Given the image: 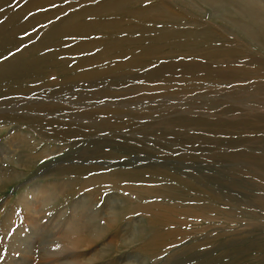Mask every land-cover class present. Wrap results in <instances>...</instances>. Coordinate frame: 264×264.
I'll use <instances>...</instances> for the list:
<instances>
[{"label":"rangeland","instance_id":"rangeland-1","mask_svg":"<svg viewBox=\"0 0 264 264\" xmlns=\"http://www.w3.org/2000/svg\"><path fill=\"white\" fill-rule=\"evenodd\" d=\"M1 1L0 30L7 35L0 32V56L21 45L0 57V66L23 49L25 62L50 57L35 72L22 69L24 59L14 67L11 81L22 76L20 84L0 81V107L19 102L27 111L0 114V180L10 181L0 185V264H40L42 241L59 245L68 237L80 238L75 257L66 258L70 264H264V48L238 29L249 23L239 3L146 0L139 5L152 9L145 16H88L74 21L80 27L70 32L72 22L65 28L63 21L101 0ZM255 2L264 9V0ZM44 40L42 51L29 49ZM76 47L87 50L76 54ZM88 58L95 61L82 62ZM25 100L60 103L55 116L62 117L46 116L60 122H32L29 113L36 110ZM84 212L101 232L79 235ZM30 216L39 226L34 231ZM68 225L78 230L69 233Z\"/></svg>","mask_w":264,"mask_h":264},{"label":"bare ground","instance_id":"bare-ground-1","mask_svg":"<svg viewBox=\"0 0 264 264\" xmlns=\"http://www.w3.org/2000/svg\"><path fill=\"white\" fill-rule=\"evenodd\" d=\"M34 1V0H33ZM41 1V0H40ZM47 1H49V0H47ZM56 1V0H55ZM59 1V0H58ZM70 1H73V0H70ZM81 1V0H80ZM89 1H94V0H89ZM146 0H101V2H98V4L97 5H93L92 7H89V6H87V7H83L79 12H77V13H75V14H73V15H71L70 17H68V19H65L64 21H63V24L62 25H64L65 26V28H66V26L68 25V24H70V22H72V24H73V22L74 21H76V20H78V19H84V17H88V16H93V17H97V18H99V17H105V19H107L106 17H110V16H116V17H120V16H123V15H125V14H127V12H128V14L130 13V14H132V15H136V16H140V17H142V16H145L146 14H147V12H148V14H149V11L150 10H152L151 8L150 9H148L147 7H141V8H139V5L140 4H142V3H144ZM166 1V0H165ZM191 1V0H190ZM199 1H203V2H205V3H207L208 4V6L209 5H212V6H216V5H219V4H221L222 2L224 3V1L223 0H199ZM237 1V4L239 3V5H240V7H241V9H243V11H244V13H245V16H247V18H248V20H249V23L248 24H246V25H241V24H239L237 27H238V29L240 30V31H242L243 33H245L246 35H248L249 37H251V38H253L254 40H256V41H259L260 42V40L262 41V47L264 48V9H262L261 8V6L259 5V4H257L255 1L256 0H236ZM2 2H4V0L3 1H1V5H2ZM26 2V1H25ZM39 2V1H38ZM44 2H46V1H44ZM54 2V1H53ZM85 3H86V1H84ZM197 2V1H196ZM234 2V1H233ZM4 3H6V2H4ZM7 3H9V2H7ZM30 3V2H29ZM42 3V2H41ZM67 3V2H66ZM72 3V2H71ZM76 3V2H75ZM80 2H78V4H79ZM225 3H227V1L225 2ZM224 3V4H225ZM231 3V2H230ZM229 3V4H230ZM50 4V3H49ZM65 4V3H64ZM77 4V5H78ZM82 4V3H81ZM229 4H227V5H229ZM232 4V3H231ZM33 5H35V4H33ZM57 5V4H56ZM71 5V4H70ZM91 5V4H90ZM154 5V4H153ZM155 5H157V4H155ZM4 6H5V4H4ZM32 6V5H31ZM44 6H45V4H44ZM73 6H75V5H73ZM82 5H80V7H81ZM138 6V7H137ZM161 6V5H160ZM230 6V5H229ZM234 6H235V4H234ZM7 7H9V6H7ZM32 7H34V6H32ZM36 7V6H35ZM132 7H134V9L132 10L131 8ZM201 7V6H200ZM220 7V6H219ZM226 7V6H225ZM231 7V6H230ZM1 8V7H0ZM30 8V7H29ZM29 8H25V9H28L29 11H30V9ZM37 8H39V6L37 7ZM78 8V7H77ZM162 8V7H161ZM214 8V7H213ZM221 8V7H220ZM228 8V7H227ZM226 8V9H227ZM36 9V8H35ZM40 9V8H39ZM71 9V8H70ZM211 9V8H210ZM215 9V8H214ZM225 9V8H224ZM4 10V9H3ZM20 10V9H19ZM73 10V9H72ZM76 10V9H75ZM161 10H163V9H161ZM231 10V9H230ZM239 10H240V8H239ZM6 11V10H5ZM22 11V10H21ZM23 11H25V10H23ZM33 11V10H32ZM50 11V10H49ZM156 11V10H155ZM158 11H160V10H158ZM166 11H167V9H166ZM238 11V10H237ZM76 12V11H75ZM216 12V11H215ZM219 12V11H218ZM8 13V12H7ZM12 13V12H11ZM39 13V12H38ZM159 13V12H158ZM231 13V12H230ZM240 13V12H239ZM18 14V13H17ZM37 14V13H36ZM41 13H39V15H40ZM62 14V13H61ZM60 14V15H61ZM72 14V13H71ZM162 14V13H161ZM168 14V13H167ZM235 14V13H234ZM241 14V13H240ZM65 15V14H64ZM158 15H160V14H158ZM1 16V15H0ZM4 16V15H3ZM29 16H31V15H29ZM28 16V17H29ZM33 16V15H32ZM38 16V15H37ZM164 16V15H163ZM172 16V15H171ZM17 17H18V15H17ZM25 17V16H24ZM191 17V16H190ZM205 17V16H204ZM15 18V17H14ZM31 18V17H30ZM33 18V17H32ZM31 18V19H32ZM63 18H64V16H63ZM22 19H25V18H22ZM30 19V20H31ZM96 19V18H95ZM146 19V18H145ZM152 19H153V17H152ZM156 20H158L157 19V17L155 18ZM162 19V18H161ZM166 19V18H165ZM168 19V18H167ZM173 19H177V18H174L173 17ZM180 19V18H179ZM8 20V19H7ZM16 21H17V19H15ZM19 20V19H18ZM21 20V19H20ZM49 20V19H48ZM101 20V19H100ZM163 20V19H162ZM162 20H158V21H162ZM171 20V19H170ZM22 21V20H21ZM25 21V20H24ZM29 21V20H28ZM41 21V20H40ZM147 21V20H146ZM145 21V22H146ZM166 21V20H165ZM176 21V20H175ZM187 21V20H186ZM202 21H204V20H202ZM8 22V21H7ZM23 22V21H22ZM21 22V23H22ZM30 22V21H29ZM29 22H27V23H29ZM33 22V20H31V23ZM153 22V21H152ZM155 22V21H154ZM172 22V21H171ZM177 22H178V19H177ZM183 22V21H182ZM195 22H196V20H195ZM6 23V22H5ZM4 23V24H5ZM17 23H19V22H17ZM34 23V22H33ZM37 23V22H36ZM36 23H34V25L36 26L37 24ZM104 23V22H103ZM161 23V22H160ZM191 23V22H190ZM198 23V22H197ZM204 23V22H203ZM1 24H2V22H1ZM23 24H24V22H23ZM55 24V23H54ZM51 25V26H53L52 28H54V26L55 25ZM100 25H101V23H99ZM104 24H106V23H104ZM104 24H102V25H104ZM108 24V23H107ZM106 24V25H107ZM138 24H141L140 22H138ZM146 24V23H145ZM174 24V23H173ZM177 24V23H176ZM180 24V23H179ZM6 25V24H5ZM8 26H9V24H7ZM6 25V26H7ZM15 24H13L12 26H14ZM25 25V24H24ZM27 25V24H26ZM29 25V24H28ZM33 24H31V26H32ZM71 25V24H70ZM69 25V26H70ZM101 25V26H102ZM127 25V24H126ZM155 25V24H154ZM170 25V24H169ZM198 25V24H197ZM196 25V26H197ZM201 25V24H200ZM2 26V25H1ZM6 26H4V27H6ZM7 26V27H8ZM16 26V25H15ZM14 26V27H15ZM30 26V25H29ZM28 26V27H29ZM30 26V27H31ZM49 26V25H48ZM63 26V27H64ZM82 26V25H81ZM124 26V25H123ZM129 26V25H128ZM135 26V25H134ZM167 26V25H166ZM173 26V25H172ZM181 26V25H180ZM184 26V25H183ZM205 26H207L208 27V25H205ZM3 27V28H4ZM25 27V26H24ZM27 27V28H28ZM63 27L61 26V28H62V31H64L63 30ZM73 27H76V28H79L80 26H75L74 24L73 25H71L70 27H69V29L67 28V30L68 31H70V32H72V30H73ZM97 27V26H96ZM114 27V26H113ZM118 27V26H117ZM148 27V26H147ZM154 27V26H153ZM160 27V26H159ZM10 28V27H9ZM19 28V27H18ZM85 28V27H84ZM121 28V27H120ZM124 29H126L125 27H123ZM140 28V27H139ZM158 28V27H157ZM181 28V27H180ZM179 28V30H181ZM184 28H185V26H184ZM195 28V27H194ZM2 29V28H1ZM10 29H13V27L12 28H10ZM16 30H17V26H16V28H15ZM23 29V28H22ZM48 29V28H47ZM86 29V28H85ZM97 29H100V28H96V31H97ZM135 29H137V28H135ZM141 29V28H140ZM172 29V28H171ZM176 29V28H175ZM15 30V31H16ZM19 30V29H18ZM24 30H26V29H24ZM23 30V31H24ZM78 30V29H77ZM89 30V29H88ZM95 30V29H94ZM107 30V29H106ZM134 30V29H133ZM143 30V29H142ZM141 30V31H142ZM157 30V29H156ZM163 30V29H162ZM165 30V29H164ZM194 30V29H193ZM215 30V29H214ZM217 30V29H216ZM4 32H5V29L3 30ZM3 31H1L0 30V32H2V35H4V33H3ZM22 31V30H21ZM47 31V30H46ZM48 31H51V30H48ZM52 31H54V30H52ZM62 31H60V32H62ZM79 31V30H78ZM96 31H93V32H95L96 33ZM114 31V30H113ZM119 31H121V29L119 30ZM137 31H139V29H137ZM153 31V30H152ZM160 31V30H159ZM174 31V30H173ZM178 31V30H177ZM19 32V31H18ZM17 32V33H18ZM37 32V31H36ZM66 32V31H65ZM98 32V31H97ZM116 32V31H115ZM118 32V31H117ZM131 32V31H130ZM163 32V31H162ZM193 32H195V31H193ZM216 32V31H215ZM6 33V35H7V32H5ZM20 33V32H19ZM21 33H23V32H21ZM119 33V32H118ZM141 33V32H140ZM140 33H138V34H140ZM161 33V32H160ZM164 33H166V32H164ZM172 33V32H171ZM171 33H170V35H171ZM202 33V32H201ZM37 34V33H36ZM35 34V35H36ZM61 34V33H60ZM65 34V33H64ZM63 34V35H64ZM91 34H94V33H90V34H88V35H91ZM106 34V33H105ZM122 34H124V33H122ZM121 34V35H122ZM126 34V33H125ZM150 34H151V32H150ZM220 34H222V33H220ZM6 35H4L5 37H6ZM29 35V34H28ZM45 35V34H44ZM47 35H49V32L47 33ZM52 35H53V33H52ZM100 35V34H99ZM104 35V34H103ZM108 35V34H107ZM118 35H120V34H118ZM141 35V34H140ZM156 35V34H155ZM167 35V34H166ZM179 35V34H178ZM184 35V34H183ZM196 35V34H195ZM57 36V35H56ZM65 36V35H64ZM127 36V35H126ZM142 36H143V34H142ZM149 36V35H148ZM161 36V35H160ZM180 36V35H179ZM187 36V35H186ZM210 36H211V34H210ZM210 36H208V37H210ZM19 37V36H18ZM34 37V36H33ZM107 37V36H106ZM129 37V36H128ZM147 36L145 35V38H146ZM172 37H175V36H173V34H172ZM176 37H177V35H176ZM175 37V38H176ZM187 37H189V36H187ZM191 37V39H193L192 38V36H190ZM197 37V36H196ZM218 37V36H217ZM0 38H1V35H0ZM2 38H3V36H2ZM13 39H14V37H12ZM20 38V37H19ZM35 38V37H34ZM53 38V37H52ZM56 38V37H55ZM54 38V39H55ZM96 38V37H95ZM118 38H119V36H118ZM123 38V37H122ZM150 38V37H149ZM151 38H152V34H151ZM199 39H200V37H198ZM219 39L221 38V37H218ZM225 39H226V36L224 37ZM29 39V38H28ZM91 39V38H90ZM105 39V38H104ZM106 39H108V38H106ZM178 39V38H177ZM2 40V39H1ZM9 40V39H8ZM10 40H12V39H10ZM19 40V39H18ZM17 40V41H18ZM23 40V39H22ZM27 40V39H26ZM30 40H31V38H30ZM47 40V39H46ZM53 40V39H52ZM52 40H51V42H52ZM69 40V39H68ZM68 40H66V41H68ZM85 40V39H84ZM87 40V39H86ZM103 40V39H102ZM101 40V41H102ZM112 40H113V38H112ZM169 40H170V37H169ZM3 41H4V39H3ZM2 41V42H3ZM13 41V40H12ZM16 41V42H17ZM21 40H19V42H20ZM109 41V40H108ZM147 41V40H146ZM168 41V40H167ZM223 41V40H222ZM1 42V41H0ZM27 41H25V43H26ZM54 43H56L55 42V40L53 41ZM71 42V41H70ZM86 42V41H85ZM104 42V41H103ZM129 42V41H128ZM138 42V41H137ZM149 42V41H148ZM161 42V41H160ZM166 42V41H165ZM175 42V41H174ZM6 43H7V41H6ZM9 43V42H8ZM15 43V42H14ZM18 43V42H17ZM16 43V44H17ZM20 43H22V41L20 42ZM23 43H24V41H23ZM47 43H49V42H47ZM46 41L44 40V41H41V42H39L37 45H35V46H32V47H30L29 49L32 51H34L35 53H36V51H42L45 47H46ZM100 43V42H99ZM107 43H109V42H107ZM115 43V42H114ZM125 43V42H124ZM130 43H132V42H130ZM134 43H135V41H134ZM133 43V44H134ZM150 43V42H149ZM153 43V42H152ZM163 43V42H162ZM171 43H173L172 41H171ZM210 43V42H209ZM208 43V44H209ZM214 43V42H213ZM226 43V42H225ZM19 44V43H18ZM90 43H88V45H89ZM101 44H102V42H101ZM116 44V43H115ZM120 44V43H119ZM132 44V45H133ZM205 44V43H204ZM243 44V43H242ZM241 44V45H242ZM5 46H6V44H4ZM11 45V44H10ZM10 45H9V47H10ZM21 44H19L18 46H16V47H14V48H11L8 52L7 51H5L6 53L5 54H3V55H1L0 57H3V56H5V55H7L8 53H10L12 50H14V49H16V48H18L19 46H20ZM52 45V44H51ZM55 45V44H54ZM78 45V44H77ZM82 45L84 46V44L82 43ZM92 45H94V44H92ZM102 45H104V44H102ZM101 45V46H102ZM109 45H110V43H109ZM136 45H138L137 43H136ZM150 45V44H149ZM156 45V44H155ZM174 45V44H173ZM188 45V44H187ZM201 46H202V44H200ZM3 46V45H2ZM53 46V45H52ZM60 46V45H59ZM97 46V45H96ZM95 46V47H96ZM120 46V45H119ZM154 46V45H153ZM197 45H195V47H196ZM227 46V45H226ZM91 47V46H90ZM129 47V46H128ZM132 47V46H131ZM136 47V46H135ZM146 47H148V46H146ZM152 47V46H151ZM150 47V48H151ZM47 48H49V47H47ZM85 48V47H84ZM125 48V47H124ZM149 48V47H148ZM157 48V47H156ZM225 48V47H224ZM0 49H2V48H0ZM6 49H9V48H6ZM28 49V50H29ZM59 49V48H58ZM78 48L76 47V50H77ZM88 49H90V48H88ZM96 49V48H95ZM94 49V50H95ZM107 49V48H106ZM122 49V48H121ZM136 49V48H135ZM134 49V50H135ZM138 49V48H137ZM153 49V48H152ZM192 49V48H191ZM194 49V48H193ZM56 49H54V51H55ZM61 50V49H60ZM79 51H77L76 52V54L77 53H81V52H83V51H86L87 49H85V50H83V51H80V49H78ZM82 50V49H81ZM108 50V49H107ZM126 50V49H125ZM124 50V51H125ZM130 50V49H129ZM143 50V49H142ZM145 50V49H144ZM154 50V49H153ZM158 50V49H157ZM183 51H184V49H182ZM187 50V49H186ZM242 50V48H240V50H239V52ZM53 51V50H52ZM91 51V50H90ZM90 51H88V52H90ZM104 51V50H103ZM110 51H112L111 50V48H110ZM161 51V50H160ZM159 51V52H160ZM177 51V50H176ZM181 51V50H180ZM4 52V51H3ZM23 52H25V50L23 49L22 51H20L19 53H17L16 55H15V59H10L9 61L7 60V62L5 61V63L4 64H2L1 66H0V81L1 80H7V81H11V80H13V79H11V76L15 73L14 72V70H13V68L14 67H16V68H18L19 66H20V62L21 61H23V56H24V54H23ZM55 52H57V51H55ZM74 52H75V50H74ZM108 52V51H107ZM114 52H117V51H114ZM151 52V51H150ZM157 52V51H156ZM162 52V51H161ZM200 52V51H199ZM234 52V54H235V51H233ZM14 53V52H13ZM38 53V52H37ZM53 53V52H52ZM60 53V52H59ZM61 53H63V52H61ZM101 53H102V51H101ZM124 53V52H123ZM132 53V52H131ZM148 53V52H147ZM169 53V52H168ZM195 53V52H194ZM222 53V52H221ZM246 53V52H245ZM72 55L74 54V55H76L75 53H71ZM82 54V53H81ZM98 54V53H97ZM128 54V53H127ZM140 54V53H139ZM158 54V53H157ZM162 53H160V55H161ZM172 54V53H171ZM199 54V53H198ZM233 54V56H235ZM37 55V54H36ZM50 55V54H49ZM112 55H113V53H112ZM167 55V54H166ZM222 55V54H221ZM248 55V54H247ZM58 56V55H57ZM99 56V55H98ZM97 56V57H98ZM118 56V55H117ZM127 56V55H126ZM129 56V55H128ZM162 56V55H161ZM172 56H175V55H172ZM184 56V55H183ZM182 56V57H183ZM202 56V55H201ZM226 56L227 55H225V58H226ZM232 56V57H233ZM50 56H43V55H41V56H34V57H32V58H30L29 60H26V62H25V59H24V63H22L23 64V67H22V69H24V68H26L27 70H31V71H37L38 69H36L35 68V66H37V65H42V63L41 62H43L44 61V59H48ZM54 57V56H53ZM92 57V56H91ZM122 57L124 58L125 56H123L122 55ZM148 57V56H147ZM196 57V56H195ZM245 57V56H244ZM8 58V57H7ZM90 58V57H89ZM88 58V59H89ZM134 58H137L136 57V55H135V57ZM151 58V57H150ZM160 58V57H159ZM173 58H175V57H173ZM178 58H181V57H178ZM215 58V57H214ZM220 58V60L221 59H223V58H221V57H219ZM3 59H5V58H3ZM85 59H87V58H85ZM99 59V58H98ZM97 59V60H98ZM113 59V58H112ZM204 59V58H203ZM57 60V59H56ZM62 60V59H61ZM72 60V59H71ZM109 60V59H108ZM120 60V59H119ZM124 60V59H123ZM127 60V59H126ZM140 60V59H139ZM176 60V59H175ZM178 60V59H177ZM199 60V59H198ZM207 60V59H206ZM212 60V59H211ZM213 60H215V59H213ZM224 60V59H223ZM92 61H95V60H92ZM92 61L89 59V60H84V61H82V62H84L85 64H88L89 62H91L92 63ZM137 61H138V59H137ZM153 61V60H152ZM157 61V60H156ZM160 61H162V60H160ZM164 61H165V59H164ZM225 61H226V59H225ZM98 62V61H97ZM96 62V63H97ZM100 62V64L99 65H102L101 63H104V62H101V61H99ZM108 62V61H107ZM112 62V61H111ZM131 62V61H130ZM139 62V61H138ZM186 63H187V61H185ZM189 62V61H188ZM193 62H194V60H193ZM193 62H191L190 61V63H192V65L194 64ZM196 62H197V60H196ZM95 63V62H94ZM93 63V64H94ZM121 63H123V62H121ZM163 63V62H162ZM169 63H172V62H170L169 61ZM186 63H184V64H186ZM214 63V62H213ZM231 63V62H230ZM230 63H225V64H230ZM44 64H46L45 62H44ZM78 64V63H77ZM92 64V65H93ZM164 64V63H163ZM166 64L168 65V63L166 62ZM180 64V63H179ZM182 65V63H181V65L182 66H185V65ZM197 64V63H196ZM206 64V63H205ZM234 64V63H233ZM233 64H230L231 65V68H232V65ZM91 65V66H92ZM104 65V64H103ZM122 65V64H121ZM148 65V64H147ZM159 65V64H158ZM166 65V66H167ZM199 65V64H198ZM197 65V66H198ZM207 65V64H206ZM230 65H228V66H230ZM64 66V65H63ZM71 66V65H70ZM89 66V65H88ZM117 66V65H116ZM119 66V65H118ZM165 66V65H164ZM169 66H170V64H169ZM171 66H176V65H171ZM194 66H195V64H194ZM193 66V67H194ZM200 66V65H199ZM202 67H203V65H201ZM205 66V65H204ZM237 66V65H236ZM239 66V65H238ZM78 67V66H77ZM76 67V68H77ZM95 67V66H94ZM109 67H111V66H109ZM114 67V66H113ZM120 67V66H119ZM128 67V66H127ZM126 67V68H127ZM137 67V66H136ZM162 67H163V65H162ZM240 67H241V65H240ZM240 67H238V68H240ZM63 68V67H62ZM64 68H65V66H64ZM73 68V67H72ZM74 68H75V66H74ZM76 68H75V71H76ZM135 68V67H134ZM159 68H161V67H159ZM165 68V67H164ZM163 68V69H164ZM186 68V67H185ZM195 68H196V66H195ZM198 68V67H197ZM203 68H206V67H203ZM229 68V67H228ZM246 68V67H245ZM248 68V67H247ZM261 68V67H260ZM44 69V68H43ZM78 69H80L79 67H78ZM108 69V68H107ZM116 69V68H115ZM158 69V68H157ZM192 69V68H191ZM225 69H227V67L225 68ZM235 68L233 67L232 68V70H234ZM243 69H244V67H243ZM253 69V68H252ZM67 70V69H66ZM73 70V69H72ZM110 70V69H109ZM108 70V71H109ZM113 71H114V69H112ZM166 70H170V69H166ZM183 70V69H182ZM196 70V69H195ZM198 70V69H197ZM196 70V72H198ZM202 70V69H201ZM215 70V69H214ZM217 70V69H216ZM215 70V71H216ZM240 70V69H239ZM245 70V69H244ZM250 70H251V68H250ZM64 71H65V69H64ZM70 71V70H69ZM79 71V70H78ZM77 71V72H78ZM82 71H85V70H82ZM82 71L80 72V75L82 76ZM87 71V70H86ZM111 71V70H110ZM109 71V72H110ZM161 71H164V70H161ZM194 71V70H193ZM205 72L206 70L204 69V70H202L201 72ZM211 71H212V69H211ZM210 71V72H211ZM243 71V70H242ZM249 71V70H248ZM258 71V70H257ZM262 71V70H261ZM28 72V71H27ZM61 72V71H60ZM67 72V71H66ZM74 72V71H73ZM72 72V73H73ZM77 72H75V73H77ZM195 72V71H194ZM207 72H208V70H207ZM233 72V71H232ZM246 72V71H245ZM253 72H254V70H253ZM258 72H260V71H258ZM92 73H96V71L95 72H90L89 73V75L90 74H92ZM102 73V72H101ZM156 73L157 74H159L157 71H156ZM206 73V72H205ZM205 73H203V74H205ZM229 73H231V72H229ZM242 73V72H241ZM244 73V72H243ZM24 74H27V73H24ZM56 74V73H55ZM68 74V73H67ZM74 74V73H73ZM84 74V73H83ZM86 74V73H85ZM87 74H88V72H87ZM105 74V73H104ZM108 74V73H107ZM208 74H209V72H208ZM227 74H228V72H227ZM233 74V73H232ZM239 74V73H238ZM237 74V76H242V75H238ZM245 74V73H244ZM243 74V75H244ZM261 74H263V73H261ZM60 75V74H59ZM95 75V74H94ZM97 75V74H96ZM95 75V76H96ZM102 75H103V73H102ZM148 75V74H147ZM219 75V74H218ZM236 75V74H235ZM252 75V74H251ZM256 75V74H255ZM85 76H87V75H85ZM98 76V75H97ZM138 76V75H137ZM163 76V75H162ZM225 76V75H224ZM229 76V75H228ZM236 76V77H237ZM12 77H14V76H12ZM26 77V76H25ZM44 77H46V76H44ZM66 77H67V75H66ZM83 77V76H82ZM108 77V76H107ZM148 77H149V75H148ZM164 77H165V75H164ZM163 77V78H164ZM226 77V76H225ZM229 77H231V76H229ZM21 78H23L22 76H20V77H17V83L16 84H20L19 83V81H21L20 79ZM30 78V77H29ZM36 78V77H35ZM39 78V77H38ZM40 78H42V76L40 77ZM72 78V77H71ZM70 78V79H71ZM100 78V77H99ZM155 78H157V77H155ZM162 78V79H163ZM235 78V77H234ZM27 79V78H26ZM69 79V78H68ZM102 79V78H101ZM196 79V78H195ZM236 79V78H235ZM244 79H246V78H244ZM41 80V79H40ZM46 80V79H45ZM62 80H63V76H62ZM238 80V79H237ZM241 80V79H240ZM28 81V80H27ZM64 81V80H63ZM234 81V80H233ZM233 81H231V82H233ZM242 81V80H241ZM14 82V81H13ZM12 81L10 82V83H13ZM33 82V81H32ZM35 82V81H34ZM45 82H47V81H45ZM60 82H61V80H60ZM66 82V81H65ZM238 82V81H237ZM15 83H13V84H15ZM41 83H43V82H41ZM57 83H59L58 81H57ZM3 84V83H2ZM37 84V83H36ZM48 84V83H47ZM50 84V83H49ZM99 84V83H98ZM162 84V83H161ZM8 85H10V84H8ZM12 85V84H11ZM33 85H35V84H33ZM54 85H55V83H54ZM57 85V84H56ZM41 86V85H40ZM44 87V86H43ZM41 88V87H40ZM39 88V89H40ZM80 89V88H79ZM58 90H60V89H58ZM68 90V89H67ZM78 90V89H77ZM140 90V89H139ZM35 91V90H34ZM41 92V91H40ZM61 92V91H60ZM15 93H17V92H15ZM23 93V92H22ZM42 93V92H41ZM38 93L36 92V95H37ZM20 95V94H19ZM28 95H30V94H28ZM27 95V96H28ZM32 95V94H31ZM30 95V96H31ZM46 95H48V94H45V96ZM53 95V94H52ZM23 96V95H22ZM48 97V96H47ZM82 98V97H81ZM26 99V98H25ZM17 100V99H16ZM18 100H19V98H18ZM21 100V99H20ZM19 100V101H20ZM40 100V99H39ZM49 100V99H48ZM36 101V100H35ZM55 101V100H54ZM53 101V102H54ZM12 102V101H11ZM11 102H9V103H11ZM56 102H58V101H56ZM60 102V101H59ZM8 103V102H7ZM62 103V102H61ZM22 104V103H21ZM104 104V103H103ZM23 105H25L26 107H29L28 108V110H36V111H34V112H31V113H29V115H30V117H29V119H31L32 120V122L33 121H37V122H39V121H42L44 118H46V116H54L53 118H59V117H62V116H55L56 115V113L58 112V110H60V108H64V106H61V104L59 103V104H55V102L54 103H42L41 105H37V103L35 102V103H33V102H31V101H24V103H23ZM65 105V104H64ZM89 105V104H88ZM98 105V104H97ZM124 105V104H123ZM90 106V105H89ZM100 106V105H99ZM105 106H107V105H105ZM17 107H19V108H17ZM68 107V106H67ZM66 107V108H67ZM73 107V106H72ZM72 107L70 108V109H72ZM25 107H20V103L19 102H16V103H14L13 105L11 104V106L10 107H0V114H3V112H8V113H15V114H18V112H17V110H22L23 111V113H26L27 111H26V108L24 109ZM69 108V107H68ZM67 108V109H68ZM87 108V107H86ZM30 110V111H31ZM76 111V110H75ZM113 111V110H112ZM45 112V113H44ZM47 112H49V113H47ZM96 112V111H95ZM90 113V112H89ZM97 113V112H96ZM20 114V113H19ZM111 114V113H110ZM21 115V114H20ZM89 115V114H88ZM122 115V114H121ZM120 115V116H121ZM3 116V115H2ZM18 116V115H17ZM16 116V117H17ZM108 116V115H107ZM1 117V116H0ZM27 117V116H26ZM25 117V118H26ZM18 118V117H17ZM20 118V117H19ZM71 118V117H70ZM121 118V117H120ZM80 119V118H79ZM97 119V118H96ZM20 120V119H19ZM26 120H28V118H26ZM45 120V119H44ZM43 120V121H44ZM46 120H47V118H46ZM64 120V119H63ZM70 120V119H69ZM78 120V119H77ZM43 121H42V123H43ZM65 121H67V120H65ZM86 121V120H85ZM92 121V120H91ZM97 121V120H96ZM36 122V123H37ZM58 122H60V120L59 121H57V120H55V119H51V120H47V124H51V125H56ZM62 122V121H61ZM64 122V121H63ZM98 122V121H97ZM100 122V121H99ZM107 122V121H106ZM106 122H105V124H106ZM40 123V122H39ZM80 123V122H79ZM78 123V124H79ZM87 123V122H86ZM21 124V123H20ZM69 124H71V123H69ZM76 124V123H75ZM81 125H82V123H80ZM89 124V123H88ZM92 124V123H91ZM32 125H35V123L33 124L32 123ZM42 125H45V124H42ZM62 125V124H61ZM68 125V124H67ZM81 125H79V126H81ZM86 124H84V125H82L81 127H82V130H83V126H85ZM93 125V124H92ZM2 125L0 124V127H1ZM26 126H28V125H26ZM66 126V125H65ZM88 126V125H87ZM17 127V126H16ZM34 127V126H33ZM33 127H31V128H33ZM36 127V126H35ZM89 127V126H88ZM50 128V127H49ZM60 128V127H59ZM69 128V127H68ZM93 128V127H92ZM79 129V128H78ZM0 130L2 131V129L0 128ZM33 130V129H32ZM22 131V130H21ZM20 131V132H21ZM35 131V130H34ZM53 134H59V132L57 131V129H55V128H53ZM72 131V130H71ZM36 132V131H35ZM34 132V133H35ZM63 132L65 133V131L63 130ZM73 132V131H72ZM71 132V133H72ZM79 131H77V133H78ZM84 132H86L85 131V129H84ZM89 132V131H88ZM62 133V132H61ZM63 133V134H64ZM74 133V132H73ZM23 135H24V133H22ZM18 135V134H17ZM21 137H23V136H21ZM20 137V138H21ZM16 138H18V137H16ZM47 138V137H46ZM24 139H26V138H24ZM50 139V138H49ZM51 139H52V137H51ZM19 140V139H18ZM20 140H22V142L24 141L23 139H20ZM27 140H28V138H27ZM33 140V139H32ZM31 141V140H30ZM19 142H21V141H19ZM21 142V143H22ZM17 143V142H16ZM24 144H26V140H25V143ZM28 144H31V143H28ZM19 145H21V144H19ZM29 146V145H28ZM31 148H32V145H31ZM19 146H17V148H16V154H19ZM24 149V148H23ZM23 149H21V150H23ZM22 152V151H21ZM25 153V152H24ZM13 155V154H12ZM30 155V154H29ZM36 155V154H35ZM19 156V155H18ZM25 156V155H24ZM37 159V158H36ZM41 160V159H40ZM29 163V162H28ZM22 165H23V163H22ZM31 165V164H30ZM29 165V166H30ZM34 165V164H33ZM33 165H31V166H33ZM21 166V165H20ZM30 168V167H29ZM140 169V168H139ZM1 171V170H0ZM9 171V170H8ZM2 172V171H1ZM11 172V171H10ZM12 173V172H11ZM15 173V172H14ZM17 173V172H16ZM122 173V172H121ZM121 175V174H120ZM12 176H13V173H12ZM19 176V175H18ZM136 176V175H135ZM166 176V175H165ZM110 177V176H109ZM131 177H132V175H131ZM17 178V177H16ZM15 178V179H16ZM118 178V177H117ZM14 179V178H13ZM108 179V178H107ZM120 179V178H119ZM124 179H126V178H124ZM134 179V178H133ZM122 180V179H121ZM143 180V179H142ZM130 181V180H129ZM144 181V180H143ZM10 181L8 180V179H3V180H0V185H4V184H8ZM134 182V181H133ZM113 184V183H112ZM139 184V183H138ZM39 187V186H38ZM50 189V188H49ZM160 189V188H159ZM179 190V189H178ZM42 192H43V189H37L36 190V196H38V195H41L42 194ZM47 196V195H46ZM43 199H45L46 200V198H43ZM37 201V200H36ZM34 202V201H33ZM38 202V201H37ZM40 202V201H39ZM39 207H40V204H34L33 205V211H34V213H37L38 211H39ZM26 209H28L27 208V206H26ZM122 211V210H121ZM116 212H117V210L116 209H114L113 208V210L109 213V217H112V216H115V214H116ZM28 213H29V211H28ZM87 217H88V215L87 214H85V212L81 215V216H79V220L80 221H82V223L80 224V227H79V230L77 229V227H75V226H72V225H68L67 226V229L69 230V233H73L74 231L73 230H78V231H81L80 232V234L79 235H89V234H92L93 232H97V231H100L101 232V227H99L97 224L96 225H93L92 224V226H89L90 224H89V222H86L85 220L87 219ZM92 218H94V219H96L95 218V216L93 217L92 216ZM91 218V219H92ZM28 219H29V221H30V224H31V226H32V229H33V231L35 230V229H38V223L36 222V221H34L33 220V217L32 216H30V217H28ZM90 219V220H91ZM75 223H76V219L74 218V219H72ZM78 220V221H79ZM77 221V222H78ZM73 222V223H74ZM92 222V221H91ZM78 223H80V222H78ZM111 223V222H110ZM106 224V223H105ZM37 226V227H36ZM145 226V225H144ZM57 228H59V225H57L56 226ZM75 227V228H74ZM53 229H51V231H52ZM57 232H60V231H57ZM77 233V232H76ZM107 234H108V232H107ZM86 237V236H85ZM70 237H68V239H66L65 240V242L63 241L62 242V244H59V247H57V245H54L51 241L50 242H41V245L39 246V248H40V253L42 254V262L40 263V264H70L72 261H69V260H67L66 258L67 257H70V258H74L75 257V254H76V248H77V245H78V242L80 241V238H78V237H76V238H70ZM44 240H45V237H44ZM155 240V239H154ZM113 241V240H112ZM116 241H117V239H116ZM52 243V244H51ZM108 243V242H107ZM111 243H113V242H111ZM114 244H115V242H114ZM89 245V244H88ZM113 245V244H112ZM113 247V246H112ZM122 247V246H121ZM124 247V246H123ZM112 251V250H111ZM120 251V250H119ZM66 253H68V254H66ZM104 253V252H103ZM39 259V258H38ZM62 259H65L66 261H63ZM40 260V259H39ZM40 260V261H41ZM79 260V259H78ZM120 261V260H119ZM122 261V260H121ZM120 261V262H121ZM93 262V261H92ZM126 264H131V263H126Z\"/></svg>","mask_w":264,"mask_h":264},{"label":"snow or ice","instance_id":"snow-or-ice-1","mask_svg":"<svg viewBox=\"0 0 264 264\" xmlns=\"http://www.w3.org/2000/svg\"><path fill=\"white\" fill-rule=\"evenodd\" d=\"M65 2H67V0H65ZM52 7H58L57 5H52ZM0 11H2V9H0ZM28 15H32V13H29ZM25 19H27V17H25ZM25 35H28L27 32H25ZM9 55H12V53H9ZM57 247H59V245H57ZM17 255H19V253H16ZM4 259L3 256H0V260Z\"/></svg>","mask_w":264,"mask_h":264}]
</instances>
